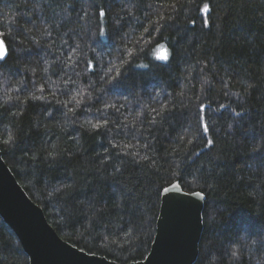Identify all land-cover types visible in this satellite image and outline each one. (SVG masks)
<instances>
[{
	"label": "trees",
	"instance_id": "trees-1",
	"mask_svg": "<svg viewBox=\"0 0 264 264\" xmlns=\"http://www.w3.org/2000/svg\"><path fill=\"white\" fill-rule=\"evenodd\" d=\"M0 38V150L61 238L142 260L178 181L193 264H264V0H0ZM0 264H29L1 217Z\"/></svg>",
	"mask_w": 264,
	"mask_h": 264
},
{
	"label": "water",
	"instance_id": "water-1",
	"mask_svg": "<svg viewBox=\"0 0 264 264\" xmlns=\"http://www.w3.org/2000/svg\"><path fill=\"white\" fill-rule=\"evenodd\" d=\"M0 42L4 41L0 38ZM5 44V43H4ZM7 51V48H6ZM160 57H166L165 49ZM175 184L176 188H172ZM179 198L165 201L161 191L155 234L144 259L127 264H193L199 255L205 195L166 186ZM0 217L18 238L29 264H120L86 252L61 238L16 179L0 150Z\"/></svg>",
	"mask_w": 264,
	"mask_h": 264
},
{
	"label": "snow or ice",
	"instance_id": "snow-or-ice-1",
	"mask_svg": "<svg viewBox=\"0 0 264 264\" xmlns=\"http://www.w3.org/2000/svg\"><path fill=\"white\" fill-rule=\"evenodd\" d=\"M205 7H207V5H205ZM103 15H104L103 10H101V16H103ZM193 23H194V21H193ZM6 59H7L6 45L3 42H0V62L5 61ZM160 59H166V58L165 57H160ZM142 66L143 67H147V65H142ZM39 98L43 99V97H39ZM201 107H203V106H201ZM221 107H224V105H221ZM137 115H139V113H137ZM237 115H239V114H237ZM198 119H199V117H198ZM103 126H104L103 124H92L91 125L92 128H100V127H103ZM230 127H231V125H230ZM207 130H208L207 127H205L204 131L206 132ZM11 140H12V138L9 137L7 140L2 141V143L3 144H8ZM211 145H213V140L209 139V140H207V143L204 145V147L207 148V147H209ZM189 159H191V158H189ZM64 187H66V186L65 185H61L60 188L55 189V191L60 192L61 189L64 188ZM172 188H176V185L173 184ZM163 191L165 193V201L174 200V199H178L179 198L177 193H173L167 187H165ZM159 194H160V190H159V187H157L155 189V192L151 193L150 195L159 196ZM194 195L197 196V197H202V193L201 192H195ZM232 255L236 256L237 252L233 251Z\"/></svg>",
	"mask_w": 264,
	"mask_h": 264
}]
</instances>
